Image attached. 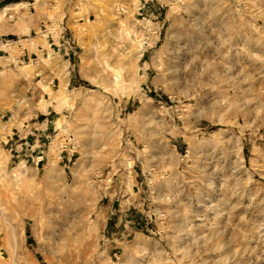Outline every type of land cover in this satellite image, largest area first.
Listing matches in <instances>:
<instances>
[{
    "label": "rangeland",
    "instance_id": "rangeland-1",
    "mask_svg": "<svg viewBox=\"0 0 264 264\" xmlns=\"http://www.w3.org/2000/svg\"><path fill=\"white\" fill-rule=\"evenodd\" d=\"M13 3L0 264H264V0Z\"/></svg>",
    "mask_w": 264,
    "mask_h": 264
},
{
    "label": "crops",
    "instance_id": "crops-1",
    "mask_svg": "<svg viewBox=\"0 0 264 264\" xmlns=\"http://www.w3.org/2000/svg\"><path fill=\"white\" fill-rule=\"evenodd\" d=\"M63 41L64 40H59L58 41V44H62L63 43ZM62 42V43H61ZM55 45H56V43L55 42H53V43H51V44H49V49L51 48L52 50H54L55 49ZM49 49H47L46 47H38V50L39 51H42V55H44V54H46L47 52H48V50ZM1 52V51H0ZM24 58V60H25V58H26V60H29V59H31V53L30 52H24V56H23ZM0 58H1V55H0ZM30 61V60H29ZM46 124V123H45ZM46 126V125H45ZM46 128V127H45ZM44 128V129H45ZM41 130H43V129H41ZM39 134V133H38ZM44 134V133H43ZM40 136H42V134H39V137ZM40 147H41V145L39 144V143H37V145L34 147V150L36 149L37 151H36V153H37V156H38V158H42V156L43 155H40L43 151L40 149Z\"/></svg>",
    "mask_w": 264,
    "mask_h": 264
},
{
    "label": "built area",
    "instance_id": "built-area-1",
    "mask_svg": "<svg viewBox=\"0 0 264 264\" xmlns=\"http://www.w3.org/2000/svg\"><path fill=\"white\" fill-rule=\"evenodd\" d=\"M10 40L9 38H2L0 39V45L2 46H7L10 44ZM4 49L2 47H0V51H3Z\"/></svg>",
    "mask_w": 264,
    "mask_h": 264
},
{
    "label": "bare ground",
    "instance_id": "bare-ground-1",
    "mask_svg": "<svg viewBox=\"0 0 264 264\" xmlns=\"http://www.w3.org/2000/svg\"><path fill=\"white\" fill-rule=\"evenodd\" d=\"M21 3H13L11 6L9 5V6H6V7H4L3 8V10L0 12V15L1 14H3L4 12H8V10H10V8L9 7H17V6H19ZM2 17V16H1Z\"/></svg>",
    "mask_w": 264,
    "mask_h": 264
}]
</instances>
